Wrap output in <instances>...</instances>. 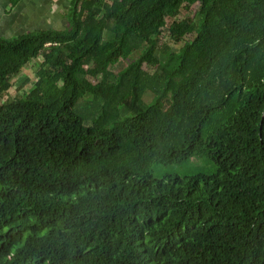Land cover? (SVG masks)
<instances>
[{
    "label": "trees",
    "instance_id": "obj_1",
    "mask_svg": "<svg viewBox=\"0 0 264 264\" xmlns=\"http://www.w3.org/2000/svg\"><path fill=\"white\" fill-rule=\"evenodd\" d=\"M193 156L214 173L152 176ZM0 264H264V0H71L0 36Z\"/></svg>",
    "mask_w": 264,
    "mask_h": 264
},
{
    "label": "rangeland",
    "instance_id": "obj_2",
    "mask_svg": "<svg viewBox=\"0 0 264 264\" xmlns=\"http://www.w3.org/2000/svg\"><path fill=\"white\" fill-rule=\"evenodd\" d=\"M193 14V10L190 11H184L182 13H180L178 15L179 18H183L187 15H192ZM67 25V23L65 24V26ZM4 26L0 27V30H3ZM15 32L17 33H9L7 35V33L4 34V36L7 37H14L17 36L19 34V31L16 30ZM17 34V35H14ZM163 40L165 41V43H167L171 49H177L178 45L174 44L170 38L167 36V31L166 29H164L163 31ZM190 38L189 35L186 36V39ZM160 58H164L163 55H160ZM42 58H37L34 60H31L29 63H27L23 70L20 72V74H18L16 77H14L12 79V86L9 89V97H13V96H21V94L24 91H30L33 86H34V82L36 80V71L38 68V63L40 62ZM128 59H120V61L116 64H114L113 66H111V70L113 74H116L119 72V70H121L122 68H124L127 63H128ZM142 68L145 69L148 72H152L153 68L146 64L143 63L142 64ZM89 77V76H88ZM89 79L93 82L96 81V79L94 77H89ZM6 95V94H5ZM4 95V97H6ZM148 100V99H145ZM80 108L83 109V103H80ZM216 170V166L215 164L207 157L205 156H193L190 157L182 162L179 163H171V164H153L152 166V176L154 178L157 177H164L166 178L167 175H179L180 177H186V176H191V175H197V174H212L214 173V171Z\"/></svg>",
    "mask_w": 264,
    "mask_h": 264
},
{
    "label": "crops",
    "instance_id": "obj_3",
    "mask_svg": "<svg viewBox=\"0 0 264 264\" xmlns=\"http://www.w3.org/2000/svg\"><path fill=\"white\" fill-rule=\"evenodd\" d=\"M70 6L71 0H20L14 6L8 0H0V27L4 26L0 36L17 33L16 30L21 34L47 28L63 29Z\"/></svg>",
    "mask_w": 264,
    "mask_h": 264
}]
</instances>
